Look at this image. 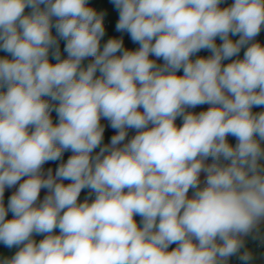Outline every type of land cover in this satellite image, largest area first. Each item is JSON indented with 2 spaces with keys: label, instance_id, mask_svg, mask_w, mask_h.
Instances as JSON below:
<instances>
[{
  "label": "clouds",
  "instance_id": "1",
  "mask_svg": "<svg viewBox=\"0 0 264 264\" xmlns=\"http://www.w3.org/2000/svg\"><path fill=\"white\" fill-rule=\"evenodd\" d=\"M224 2L111 0L133 50L122 36L102 44L89 0H0V243L18 249L0 264H252L264 0Z\"/></svg>",
  "mask_w": 264,
  "mask_h": 264
},
{
  "label": "crops",
  "instance_id": "2",
  "mask_svg": "<svg viewBox=\"0 0 264 264\" xmlns=\"http://www.w3.org/2000/svg\"><path fill=\"white\" fill-rule=\"evenodd\" d=\"M91 5H93V4H91ZM227 6H228V1L225 0V2L222 3L221 7H227ZM93 7H94V5H93ZM94 9H95V7H94ZM105 22H110V21H105ZM105 22H104V23H105ZM110 25H111V23H110ZM106 26H109V25H106ZM236 38H238V37H233V39H236ZM217 43H218V44L220 43L219 39L217 40ZM133 46H134L133 50L139 47V45L134 44V43H133ZM208 55H210V53L207 52V51H201L200 53L197 54V56H205V57L208 56ZM242 56H243V49H242V51H241V53H240V58H242ZM152 58L155 59L154 57H152ZM195 58H196V57H193V59H195ZM233 59H235V58H233ZM228 62H230V61H225L224 63H228ZM157 63H163V61H162V60H158ZM178 75H182V72H181V73H178ZM208 107H209L208 105L198 106V107L195 108V109H190V111H193V112L198 113V112H200V111L207 110ZM261 110H263V109L261 108ZM253 111H254V112H257V109L254 108ZM52 117H53V122L56 123V122H57V118H56V114H55L54 112L52 113ZM101 123L105 125V130L111 129V128H109V127L107 126V125H108V122H107V121L102 120ZM176 123H177V125L179 126V125L182 123L181 119L178 118L177 121H176ZM114 134H115V133H114ZM134 134H135V132L132 131V130H130V131H129V138H130L131 136H133ZM228 139H229V142H230V143H232L233 145H235L236 140H235L234 137H231V136H230ZM109 141H110V138L107 139V140H105L104 143H108ZM262 146H264V144H262ZM96 151H98V149H97ZM207 162L210 163L211 160L209 159ZM48 168H49L48 166H44V170H45V171H46ZM50 168H52V169H53V172H55V169H56L57 167H50ZM25 179H26V177H25ZM203 180H204V176H203V174H202V175H201V181H203ZM21 182H22V181H21ZM69 182H70V181H64L65 184H67V183H69ZM18 186H19V185H17L16 187H14V188H12V189H7V188L5 189V195H4V204H5V206H7V202H8L9 197H10V196H11V195L17 190ZM192 191H193V190H190V191H189V196L192 195ZM46 194H47L46 190L42 189V190H41V193H40V198H39V199L42 200L43 197H44ZM87 196H88V190H82L81 195H80V197H79L80 202H83L84 199H85V197H87ZM135 219H136V221H137V224L140 225V220H141V218H140L139 216H137V217H135ZM261 233L264 234V226L261 227ZM56 234H59V230H58V229L56 230ZM33 238H34L37 242H39L41 239H43V236H41V235H34ZM245 239H246V240H254V239H252L251 236H249V237H247V238H245ZM256 240H257V239H256ZM175 246H176L175 244L170 245V249H169V250H171V249L174 248ZM6 249H7V252L9 253L10 256L14 255L15 251L18 250V249H16V248H13V249H8V248H6ZM253 254H254V260H253L252 264H260L259 259H258V258H259L258 254H257V253H253ZM241 264H243V262H241Z\"/></svg>",
  "mask_w": 264,
  "mask_h": 264
},
{
  "label": "rangeland",
  "instance_id": "3",
  "mask_svg": "<svg viewBox=\"0 0 264 264\" xmlns=\"http://www.w3.org/2000/svg\"><path fill=\"white\" fill-rule=\"evenodd\" d=\"M228 1V6L233 2V0H227ZM90 4H93L95 7V10L97 12L100 13H104V22L105 21H110L111 25L106 26V36L104 37V39L102 40V44L103 42H105L109 37L115 36V37H123L124 42H125V46L129 49H133V43L132 41L129 39L128 35L126 33H119L116 32L115 30V25L118 22L119 19V13L118 11L115 9L114 5L111 3V0H89ZM60 46H61V41H60ZM62 51V49H61ZM7 55L6 53H4L3 51H0V57H3ZM66 55V54H65ZM50 60H51V56H50ZM51 62L55 63L54 60H51ZM88 61H85V63H87ZM264 110V108H262ZM259 256V262L260 264H264V255L261 253H258ZM3 257H11L9 255V253L6 251L4 252Z\"/></svg>",
  "mask_w": 264,
  "mask_h": 264
},
{
  "label": "built area",
  "instance_id": "4",
  "mask_svg": "<svg viewBox=\"0 0 264 264\" xmlns=\"http://www.w3.org/2000/svg\"><path fill=\"white\" fill-rule=\"evenodd\" d=\"M90 6L93 7V5ZM105 25H110V22H105ZM256 39L261 42L262 45H264V30L261 31ZM201 186H203V183L201 184ZM92 198H94V196ZM8 217L12 218V214L8 213ZM246 248L252 251V253L258 252L264 255V241L260 239L246 240ZM241 262L242 261L239 260L238 256H233L229 259L228 264H241Z\"/></svg>",
  "mask_w": 264,
  "mask_h": 264
},
{
  "label": "trees",
  "instance_id": "5",
  "mask_svg": "<svg viewBox=\"0 0 264 264\" xmlns=\"http://www.w3.org/2000/svg\"><path fill=\"white\" fill-rule=\"evenodd\" d=\"M89 5H91L90 2H89ZM25 11L27 13L28 11H30V9H26ZM53 34H55V30H53ZM63 46H64V41H61V49H62V51H63ZM256 109H257V112L258 111H262L261 108H256ZM114 133L115 132L112 129L105 130V138H104V141L107 140V139H109ZM69 155H71V152H66L64 154L63 160L65 162H66V160H67V158H68ZM59 163H60V161H55V162H51L50 161V162L46 163L44 166L57 167ZM6 219H11V218L7 216ZM5 251H6V247L2 243H0V258H3V255H4V252Z\"/></svg>",
  "mask_w": 264,
  "mask_h": 264
}]
</instances>
